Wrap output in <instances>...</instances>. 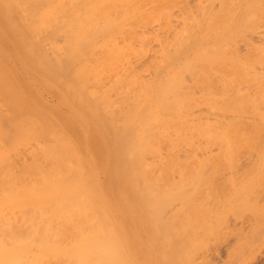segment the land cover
I'll list each match as a JSON object with an SVG mask.
<instances>
[{"label": "bare ground", "instance_id": "obj_1", "mask_svg": "<svg viewBox=\"0 0 264 264\" xmlns=\"http://www.w3.org/2000/svg\"><path fill=\"white\" fill-rule=\"evenodd\" d=\"M72 1L74 2V0ZM72 1L70 2L73 3ZM85 1L82 2L85 3ZM120 1L125 6L139 4L138 0ZM79 2H81V0H79ZM79 4L81 5V3ZM65 5L67 4L65 3L63 5L64 7L62 6V4L60 5L59 0H0V16H2L3 18V16L7 15V18L9 15H12L5 20H2L0 18V28L2 26V28L4 27L5 31L8 32V34L6 35V39H4L6 41H4L3 39L0 41L5 43L9 48H17L18 61L20 60L22 63H26L27 66L31 68V71L35 73L33 75V78L37 82L38 88H40V84L47 90L51 89L50 92L52 91V93L56 95V101L58 102V104H61L62 107L66 106V108L72 114L71 119H64L63 115L60 116L59 114H57L55 122H48L44 127L45 129L42 128V130H44V134L40 142H42L43 146L38 148L41 149V153L35 152L36 154H33V156H31L34 159V163L32 162V165H29L30 169L32 166V172L34 170V172L41 175L40 180V176L37 177L35 176L36 173L34 174V176L39 179L38 181L42 182V187H44L43 191L40 190L42 193L44 192L42 197V205L40 206L39 210H36V212L34 211L35 208H33V219L36 217V215L42 218L46 217L45 220H42L41 218V222L45 223V221H48L49 230H46L47 234L48 232L50 233L51 226L56 227L59 225L58 229H60V226L65 227V233L71 234L72 237V244H69L70 246L66 248H58V253H60L61 255L68 254V256H70L69 258H72V260L75 258L74 264H120L118 261L121 258V262L127 259L129 260L128 264H131L134 259L130 258V256L128 255L129 253L124 252V247L122 248V250L124 249L123 252L121 251V247H119L121 244L117 245L119 241L114 242V238L112 237L115 233H113L112 231V233L110 231H107L109 232L108 234L106 233L108 236H104L105 232H100L98 231V229L97 232L99 233H97L95 227L93 228L94 225L98 228V225L96 224H100L101 222V224L99 225L101 226L102 222H105L103 224L106 230H110L108 228L109 223L115 226L114 230L118 232H116L117 237H120V241L123 239L127 251V248L131 247L132 244L135 245V248L139 246V249L137 248V255H139V257L137 256V261H139V264H264V92L259 91L262 87L259 90L258 88H256L257 86L259 87V85L262 86V83H260L261 81L255 82L256 84L254 86L257 85L256 87L253 86L255 89H257L255 91L250 90L247 92L238 91L236 93H227L219 99L217 116L215 115L217 117L216 119L218 125V127H216L218 128L217 131H219L218 155L217 160H215V162L213 163H216V166H214L213 164L209 165V167L211 166L210 169L206 165L208 163L207 162L204 164V166H201V168H199V170L201 171L198 173L196 172V174H191L186 169H179V173H171L169 176H162L159 179H153L152 177H150L149 173H151V171L147 166V161H149L150 159L149 157H153L154 159H156L157 156V159H159L161 156H165L166 158V155L168 157V155L171 154L169 152L170 150L168 151L169 154L161 155L164 150L160 146H162V144L164 143L166 144V142H163L162 138L166 139L169 137L166 136L169 133L167 131H170V129H176V127L177 129H182L183 126L185 127V125H187L186 123L188 122L185 121L187 120L185 118L186 116L184 117L183 114V112L185 111L181 109V105L178 104L179 101L177 103L178 105H176L173 104L174 102L172 103V99L168 98V94H172V96L175 94L174 92L176 89H174L175 87L173 86H175L176 83L174 82L172 85V83L170 82V86H165L166 88H163L165 90H163V92L161 93L164 94L162 101L163 99H169L171 101L170 103L169 100V102L166 100L167 103H165V105L167 104L168 106L166 105L165 107H163V105L162 108H166L167 111H169L172 109V107L170 108L169 105H175L173 107L174 109L172 110L173 114L171 115L169 114L172 113L171 111L167 113V111L165 110V113H167V115H165L167 119L165 117L162 118L163 116L161 117V114H159L160 112L158 113L156 111L152 114L158 113V116L150 115L151 117H156L155 121H157L156 119L158 118H160V120L164 119L166 121L164 122V120L160 121L158 119L160 121V123H158V128H155L157 127V122L153 121L154 119L150 118L149 113H147L146 109L143 110L147 107L145 106V102L147 100L146 96H148V92H150L152 89V82L150 81V83L147 81H143L142 79L140 80L137 72L135 73L133 70L134 67L132 70H130L132 66H130L131 68L128 66L130 69L126 66H123L125 68L123 69L124 73L119 72L121 74H115V79L112 77L113 81L111 86L102 92L99 91L101 93H99L97 90H91L93 85L91 84L92 78L99 86L104 85V83H102L103 77L101 78L102 75L99 72L101 70L98 69L101 68V64H104L103 66H106L105 63L108 62L104 61L106 60V58H113L110 60H115V63L113 62L112 64L111 61H109L110 66L112 67L109 68V64L107 63V66L102 67L101 69L105 70L106 73V69H111L109 71L115 72L116 70H114V68L117 66L114 67V64H117V60L119 61L121 59L123 61L122 58L124 56H127L126 54L128 53L132 54L131 52H133V49L135 50L136 47L133 48L134 41H131V34L128 33L130 31L124 30L123 32H121V35L124 38V44L120 46L119 43V45L116 43L118 41H111L109 44L103 45L102 48L105 49L107 53L111 52L112 55L110 54V57H108L109 55L106 53L107 56H105L104 60L102 59L105 63H103L101 59L96 60L99 52V47H95L94 39L98 37L97 34L101 31L96 32L97 34L93 33V40L92 38H90L91 35H87H89V29L94 28L90 31V34H92V30L94 31L97 28L98 23H94L91 25H89V23L87 24L88 28H86L87 26L85 20L83 21L84 23L82 22L85 17L83 18L82 16V19L80 17L78 19L73 16L74 22L75 20L80 19L81 21H78V23H76L78 26H75L72 20L71 21L73 23L71 21L70 23H66V29L69 24L71 25V27L69 28L68 32H64L63 34L61 32V27L63 26L60 23L61 18L64 17L60 16H62L63 12L67 13V10L69 9ZM210 8L208 9V12ZM16 11L17 13H19V15L16 14ZM48 11H50L51 13L47 14ZM12 12L15 13L12 14ZM23 12L27 15L31 12V14H43V20L48 21V24L47 22L43 21V24L45 26L42 24L41 28L39 27L40 30L42 29L43 33H40L42 31L38 30L39 33L36 38H38L39 40L41 39L42 42L35 38L36 35H34L35 39L31 40V38H33L31 33L28 34L26 32L28 31L27 28H33V26H26V31L25 29L23 31V29L20 27L22 26V22L20 23L22 19L20 20L19 18H22L24 16V14L22 16L20 14ZM208 14H206V16ZM16 16H18V19L20 20V26L17 24L19 26L17 29H22H19V32H17V30L13 32H17V34L20 33V35L18 34V36L16 33L15 36L14 34H12V30L14 29L13 27L16 26L14 24L17 20H15V18H17ZM45 16L47 17V19H45ZM33 17H35V15ZM28 18L26 16V20L30 19ZM126 18L127 17H125L124 19L125 21ZM33 19L31 20L33 21ZM189 20L187 19V22ZM200 23H202V21ZM174 24L176 23L174 22ZM190 25L192 26V24ZM23 26H25V24ZM164 26L166 27V25ZM168 26L166 28L169 29ZM78 27L85 28L79 30ZM99 27L101 26H98V28ZM165 27L163 28V30L166 29ZM173 27L170 28L173 29ZM202 27L203 25H201V27L199 26V28ZM97 30L98 29H96V31ZM69 32H71V36H69L70 38L67 34ZM170 32L171 30L169 31V33ZM172 32H177V30H172ZM35 33L37 34V32ZM169 33L166 34L165 37H167V39L165 41L161 39L162 43L160 44L162 57L165 62H168H166L165 64H169L172 62L171 64L173 65L176 64L174 62L175 59L177 60L178 57H182L181 54L184 53L183 51H185L186 48L184 46L185 42L183 43V45L180 44L181 46H179V48L176 45H173V42H170L169 37L171 34ZM182 33L184 32L182 31ZM65 34H67L68 39L74 43H71V45L74 46H72L73 48L69 47V49L72 48L71 50H69L67 46V43L69 42L66 43V41L68 40H65L64 43L66 44L62 43L64 47H61L63 46L62 44L58 45L59 38H61L62 35L66 37ZM72 35H75L77 37L73 38ZM177 36L174 35L172 39H176L175 37ZM0 37L2 38V36ZM89 38L90 40H92H89L91 43L89 44L88 42V44H85V42ZM135 38L137 37L134 36L133 39ZM81 39L83 42L81 41ZM78 40H80L79 42L81 43H79ZM48 46L49 49H51L50 51L49 49H47ZM171 47H174L178 52L175 53L176 51L174 50V48L171 50ZM79 49L80 52L76 54L75 52ZM9 50L2 49V51L5 53V58L9 57ZM72 50H74L73 52L75 54L72 52ZM69 51L71 53H68ZM116 52L118 54L120 52V55H117ZM171 52H174L176 55H174V53L172 54ZM103 53H105V51ZM130 54L128 56H130ZM115 55L117 56L116 59ZM121 55L122 58L119 59L118 57H121ZM199 57L197 58L199 59V61L203 60L202 57ZM127 58L128 57H126V59ZM179 59L177 61L178 63ZM95 61L100 62V67L98 69H95L93 67L92 70L94 72L95 70L98 71H96V75H94V77H91L92 75H90L91 73H89V71H91L90 68H92L91 64H94ZM199 61H195V64L202 63L201 61ZM81 64L83 66L82 68L80 66ZM9 65V63L6 67H4V65L1 71L2 74L4 73V77L0 78V93L5 96L7 100L5 102H7V104L9 105V110L7 111L9 113H12L13 111L10 112L12 109H14L12 104H15L14 107H16L17 109L20 107H18L19 105L16 106V103H12L13 85H11V75L13 74V69H11L12 67H10ZM78 66L80 69H77ZM157 71L158 70H156L155 72L157 73ZM161 71L159 72L161 73ZM192 73H194L193 70ZM109 75L111 76V74ZM13 76H15V74ZM152 76V79L157 77L156 74ZM147 78L148 77H146V79ZM174 79L175 78H173V80ZM34 80L33 82H35ZM180 81L182 80L180 79ZM182 82H184V79ZM182 82L180 83L182 87L179 86V83H177L178 85H176V88L181 87L180 90H183L182 88L184 86ZM185 84L186 83H184V85ZM179 88L177 89V92L181 93L182 91L180 92ZM167 89L174 91H168ZM166 91H168L167 96ZM114 92H116L115 96ZM36 93L38 92L36 90H33V97H39L36 96ZM182 94L183 93H181V95ZM185 94L187 93L185 92ZM15 101L18 102L17 100ZM161 104L157 107L161 109V113L162 111L164 113V110L160 108ZM8 105H6V108H8ZM178 106H180L181 108L179 107V109H177ZM167 107H169L170 109L168 110ZM188 109L189 108H187V110ZM186 112V114H188V111ZM9 113H7V117L4 115L5 118H1L0 115V121L4 122L5 120L7 121L10 118L12 119V117H10V115L12 114ZM168 114L171 118H168ZM168 120L172 123L167 122ZM6 121L3 124H7L5 126L8 129L9 125H12L9 124L10 121L9 123H6ZM150 121L156 123V126L155 124H153V122L150 123ZM38 122L39 121H37V123ZM194 122L199 123L198 121ZM206 122L208 124V121ZM163 123H168L167 125L170 124L174 126H167ZM41 124L43 123L41 122ZM147 124L150 127L147 126ZM39 125L40 124H38L37 126ZM151 125L156 129V133H154L155 135L150 134L149 132V130L154 132V128ZM63 126L65 127V131L63 130ZM167 127L171 128L168 130ZM151 128L153 129L151 130ZM185 128L182 131L180 129L174 131L175 133L179 132V134H177L179 135V139L182 136V132L185 131ZM9 129L11 130L10 127ZM161 129H165L164 131H166L167 133L164 131L162 132ZM157 130H161L162 135L159 136L163 137L161 139L155 140L156 138H159L157 135L159 132ZM187 130H189V128H187ZM15 133L17 132L15 131ZM170 133H172L169 134L170 137L175 134L172 131ZM200 134L201 133L197 134V136H199ZM152 135L155 137V139H153L154 137H152ZM152 139L155 141L152 142ZM35 140L37 141V139ZM160 140L162 141V144L160 143L159 146V142L157 143V141ZM165 141H167V143L171 142H168V140ZM195 141L196 140H194V143H196ZM174 142L176 143V141ZM151 144H158V147L154 145V148H152ZM180 144L181 146H184L182 145V143ZM200 146H202V144ZM157 150H161L162 152ZM175 151L177 153L179 150ZM174 152L172 154H174ZM182 152H184V150ZM39 155H41L42 157L40 156L41 158H39ZM173 156L174 155H172L171 157L174 158ZM161 158L159 160H161ZM27 162L28 161H26V163ZM22 163L24 164V162ZM26 167L28 168L27 165ZM29 187H32V185H29L28 188ZM36 197H34L33 199H35ZM31 210L32 209L29 208V210L25 211H30V214L28 212L26 213V215H31ZM106 222L108 223L107 225ZM101 228L104 229V227H100V229ZM110 233L112 234V237H110L111 239L108 238L110 236ZM100 234H102V238L100 237ZM62 235L64 237L65 234L63 233ZM98 237L100 238L98 239ZM54 238L59 240L56 236H54ZM64 238L66 239V237ZM106 239L108 241L111 240L112 243H107ZM113 243H116L115 245L118 246V249L122 253V256H120L121 253H118V250H116L117 252H115V246ZM114 253L115 255H119L121 258L119 259V256L115 257ZM60 256L57 258L59 259Z\"/></svg>", "mask_w": 264, "mask_h": 264}, {"label": "rangeland", "instance_id": "obj_2", "mask_svg": "<svg viewBox=\"0 0 264 264\" xmlns=\"http://www.w3.org/2000/svg\"><path fill=\"white\" fill-rule=\"evenodd\" d=\"M70 1H72V0H59L60 5L62 4V6H63L66 3L67 5H65V6H67L69 8L67 10V13L63 12L62 16H60V17H64V18H61L60 24L63 26V27H61L62 28L61 32L64 34V32L69 31V28L71 27V25L69 24V26L66 29L65 24L68 22L70 23L71 20L74 22V17H76L78 19H79V17L82 19V16H83V18L85 17L82 20V22L85 20L86 26L89 23H90L89 25L94 24V23H96V24L98 23L97 25L101 26V27L98 28V26H97L96 29H98V30L97 31H96V29L94 31L92 30V34H90V31H91V29H94V28L89 29V31H88L89 35H87V36L91 35L90 38H92V36H94V34L96 32L101 31L100 33L98 32V34H100V35H98L96 33L98 37H96L94 39L95 47H99L98 48L99 52H98L96 60L97 59H99V60L103 59L104 60V58H105V56H107V54L109 55L108 57H110L111 52L107 53L106 50L102 48L103 45H107L111 41H114V42L118 41L116 43L117 44L119 43L120 46H122L124 44V40H123L124 38L121 35V32H123L124 30L130 31L128 33L131 34L130 35L132 38L131 41L132 42L134 41L133 42L134 43L133 48L136 47L135 50L133 49V52H131L132 54L128 53V54H126L127 56H124L123 58H122V55H121V57H118L119 59L122 58L123 61L120 59L119 61L117 60L116 65L114 64V67L117 66L114 68V70H116L115 72L109 71L111 69L108 70V69L104 68L107 70V73H106L105 70L101 69L102 67H106L107 63L109 64V68H111L112 66H110L109 61H111L112 64H113V62L115 63V60H110L113 58H110V59L106 58V60H104V61H108L106 63L103 62V60H102V62L105 63L106 66H103L104 64H101L102 65L101 68H99L100 62H98V61H95L94 64H91L92 68H90L91 71H89V73H91L90 75H92L91 77H94V75H96L95 74L96 71L101 70L102 72L101 71H99V72L102 75L101 78L103 77L102 83H104V85H101L102 86L101 87L98 84H96L95 80L92 78L91 84H93V85H92L91 90H94V91L97 90L98 92L99 91L102 92V91L106 90L108 87L111 86L113 78L115 77V74L118 75V74L124 73L123 69H125L124 68L125 66L126 67L132 66V68L130 67L131 69L129 67L128 68L130 70H132L134 67L133 70L135 73L137 72L140 80L142 79L143 81H147V82L151 81L152 82V89L150 92H148L149 93V94H147L148 96H146L147 100L145 102V106H147V107L143 109V110H145V109L147 110V113H149V116L150 115L156 116L160 112L159 114H161V117L163 116L162 118L165 117L167 119V117L165 115H167V113H169V111L172 112V110L174 109L173 107L175 106L173 104L181 105L182 108L180 106H178L177 109H179V107H180L181 109H183V111H185V112H183V114H184V117L186 116L185 118L187 119L185 121H188L186 123L188 125V127L184 123L186 128L183 126L182 129L181 128L177 129V127L175 125L176 129L172 128L173 129L172 130L170 128L173 127L174 125L172 126L169 124L171 127L170 128L167 127V128H168V130L170 129V131H167V132H169L167 136L164 135L166 137L169 136L168 138L163 139L162 138L163 136L162 137L159 136V135H162V133H161L162 129L157 130L160 133V134L159 133L157 134L159 138L155 139V137L152 135V137H154L153 139L157 140V139L162 138L163 142H166V144L165 143L162 144L161 140L157 141V143L159 142L158 143L159 146H160V143L163 146V147L160 146L164 150L163 152L161 151L162 150L161 148H160L161 150H157V151L162 152L161 155L169 154L168 153L169 150H170L169 152L171 154L175 150H177V151L179 150L178 151L179 153L177 152L178 153L177 154L175 151L174 154H172V155H174L173 156L174 158L171 157L172 156L171 154H169L170 156L168 155V157L166 155V158H165V156H163V157L161 156L163 158L162 159L160 157L161 160H159L160 158L157 159L158 156L156 159H154L153 157L152 158L149 157L150 159H149V161H147V166L149 167V169L151 171V173H149L150 177H152L153 179H159L162 176H169L171 173H179L178 172L179 169H186L189 173L196 174V172L198 173L201 171V170H199V168H201V166H204V164L207 162H208L206 164L207 167L211 169V166L209 167V165H212L215 162V160H217L218 147H219L218 146L219 145V140H218L219 139L218 138L219 137L218 136L219 131H217L218 125H217V119H216L218 107H219V99L227 93H236L238 91H240V92L246 91L247 92L250 90L255 91L257 89H255L254 87H256L257 85L256 86H254V85L256 84L255 82H258V81L259 82L261 81L260 83H262V86L259 85V87L257 86L256 88H258V90H259L262 87L259 91L264 92L263 91V88H264V85H263L264 84V82H263L264 81V0H138L139 4H135V5H131V6L130 5L125 6L120 0L119 1L118 0L117 1H115V0H105V1L104 0H86V1L81 0V2H79V0H76V2H75V0H74V2L72 1L73 3H71ZM82 1H85V3H83ZM133 2H137V1H133ZM77 3H78V5H77ZM79 3H81V5ZM73 4H74V6H73ZM132 4H134V3H132ZM77 6H78V8H77ZM209 8L211 11L209 10V12H208ZM206 11H207V13H206ZM13 13H15V12H12V14ZM31 13L28 14L29 16L24 12L20 13L21 16L24 14V16H25V17L23 16L24 18L23 17L19 18L18 16H16L17 18H15V20L17 19L18 21L16 20V22L14 23L16 25L15 27H13L14 29L13 30L11 29L12 34H14V36H15V33L17 34V32H19L20 30L23 29V31H24V29H25V31H26L27 27L33 26V28L32 27H30L29 29L27 28L28 31H26V32L28 34L31 33V35L33 37V38H31V40L35 39L39 33L38 30H40L42 24L44 22H47V24H48V21L43 20V17H42L43 14H40V13L31 14ZM50 13H51L50 11L47 12V14H50ZM208 13H210L211 15ZM16 14L19 15V13H17V11H16ZM204 14H205L206 19L204 17ZM206 14H208V15L206 16ZM34 15L36 18L33 17ZM65 15H66V18H65ZM6 16L7 15L3 16V18H2V16H0V18L2 20L3 19L5 20V19H8V17H10L12 15H9L7 18H6ZM26 16H27V18L29 17L30 19L28 18L29 20H26ZM37 17H38V19H37ZM125 17H127L126 21L124 20ZM13 18H14V15H13ZM18 18L20 20L21 19L22 20L20 21ZM31 19H33V21ZM45 19H47V17ZM81 19L75 20L74 23L72 21L71 22L76 26L77 25L76 23H78V21H81ZM187 19L188 20L190 19L188 21L189 23L187 22ZM23 20H25V21H23ZM204 20H205V22H204ZM19 21H20V23L22 22V26L24 24H25V26H23V27L20 26ZM41 21H42V23H41ZM201 21H202V23H200ZM174 22L176 24H174ZM180 23H182L184 25H182ZM185 23H187L188 25ZM17 24L22 29L21 28H19L20 30L17 29L19 27ZM190 24H192V26ZM164 25H166V27L169 25L168 27L171 30L170 33H169L170 30L168 28H166ZM173 25H174V27H173ZM201 25H203V27L199 28V26L201 27ZM189 26H190V28H189ZM85 27H83V28L78 27V28L80 30V29H84ZM164 27L166 28L165 30H163ZM170 27L171 28L173 27V29H171ZM204 27H205V29H204ZM42 28H45V27H42ZM86 28H88V26ZM192 28L193 29L195 28L194 31ZM36 29H37V31H36ZM15 30H17V32L13 33ZM162 30L164 31V33ZM166 30H167V32H166ZM172 30L173 31L177 30V32H172ZM23 31H21V32H23ZM32 31L37 32V34L35 32H34L35 33L34 34ZM40 31H42V29ZM182 31L184 33H182ZM82 32H83V30H82ZM165 32H166V34H168V33L171 34L170 37L168 35V37L170 38V42L171 43L173 42V45H176L178 48H179V46H181L180 44L183 45V43L185 42L184 46H185L186 50L183 51L184 52L183 54H181L182 57H178V59L180 58L179 63L177 62L178 59L177 60L175 59L174 62L176 64L172 65L171 64L172 62L169 64H165L167 61L165 62V60L162 57L161 44H160V43H162V40L165 41L167 39V37H165L166 36ZM40 33H43V31ZM69 33H67L68 37L71 36V32H69ZM172 33H173V35H172ZM202 33H203V35H202ZM7 34H8V32H6L5 28L4 27L2 28V26H1L0 36H2V38L0 37V40L6 39ZM18 34L20 35V33H18ZM18 34H17V36H18ZM67 34H65L66 37H67ZM177 34H178V36H177ZM34 35H36L35 38H34ZM174 35L177 36V37H175L176 39H172ZM134 36L137 37V38H135L137 41L135 39H133ZM139 36H140V38L143 36L142 37L143 39L142 38L140 39ZM66 37L64 35H62V37L59 38V40H58V45L64 43L65 40H68V41H66V43L67 42L70 43V44L67 43L68 44L67 46L69 49V47L73 46V45H71V43H73V42H71L68 39V37L67 38ZM74 37H77V36L74 35L73 38ZM80 37H79V39H80ZM181 37H182V39H181ZM90 38L85 42V44H88V42H89V44L91 43L90 41H92L93 38H92V40H90ZM36 39H38V38H36ZM71 39H72V37H71ZM171 39H172V41H171ZM180 40L183 42H181ZM4 41H6V40H4ZM39 41H41V39ZM79 41L80 40H78V42ZM81 41H82V39H81ZM143 42H144V44H143ZM2 43L3 42L0 41V55L2 53V55L0 57V73L2 71L3 66L5 65L4 67H6L7 64L9 63L10 64L9 66L12 67L11 69H13V71H14V72L12 71L13 74L11 75V78H12V84L11 85H13L12 86V88H13L12 103H16L17 104L16 106L19 105L18 107H20V108L17 109L16 107H14L15 104H12L14 109H12V110L10 109L11 110L10 112H12V111L13 112L9 113L7 111V110H9V105L7 104V102H5L7 100H6L5 96L2 95V93H0V115H1V118H5L4 115L6 116L7 113L12 114V115H10V117H12V119L7 118L8 122L5 120L6 123H9V121H10L9 124H11L12 126H10L9 124L8 125L11 128V130L9 129V127L7 129V127L5 126L7 124H5V125L3 124L5 121L4 122L0 121L1 122L0 123V166H1L0 167L1 168L0 169V233L2 234V235L0 234V264H55V263L56 264H74L75 258L72 260V258L71 259L69 258L70 256H68V254H65V255L62 254L61 255L57 251L58 248H66L72 244L71 234L65 233L66 232V231H64L65 227L60 226V229H58L59 225L56 227L51 226L50 233L48 232V234H47L46 230L47 229L49 230L48 221H45V223H42L41 222L42 217L37 216V215L34 219L32 217L33 212L34 211L36 212L37 209L39 210L40 206L42 205V202H43L42 197H43L44 192L42 193L41 191L44 190V187H42L43 186L42 182L38 181L41 178V175L34 172V170L32 172V166H31V169L29 166L30 164L32 165V162L34 163V161H33L34 159L31 156H33V154H36L38 152L41 153L40 152L41 149H38V148L43 146L42 142H40L42 139V136L44 134V130H42V128L45 129L44 127L46 126V124L48 122H50V123H52L53 121L55 122V118H56L57 114H59L60 116L63 115L64 119H71L72 114L66 108V106L62 107L61 104H58V102L56 101L57 100L56 95L54 93H52V91L50 92L51 89L47 90L45 87H43L40 84H39L40 88H38V84L33 78V75L35 73L33 71H31V68L29 66H27L26 63H24V62L22 63L20 60H19L20 62L18 61V59H17V57H18L17 48L16 49H15V47L9 48V47H7V45L5 43H3V44ZM66 43H64V44H66ZM79 43H81V42H79ZM69 45H71V46H69ZM67 46H66V49H67ZM61 47H64V45ZM173 48L171 47V50ZM178 48H177V50H178ZM2 49L3 50L4 49L9 50L10 49L9 50V57L5 58V53L2 51ZM47 49H49V46L47 47ZM71 49H69V50H71ZM50 50L51 49H49V51ZM174 50H175V48H174ZM73 51L74 50H72V52ZM104 51H105V53H103ZM78 52H80V49L77 50L75 53L77 54ZM177 52L178 51H176L175 53H177ZM68 53H71V52L69 51ZM171 53L173 54L174 52H171ZM175 53H174V55H176ZM99 54H100V56H99ZM129 54H130V56H128ZM68 55H70V54H68ZM117 55H120V52H119V54L117 53ZM101 57H103V58H101ZM126 57H128V58L126 59ZM198 57L199 58L202 57L203 60H200L202 62L201 64L196 63L197 64L196 65L195 61L196 62H197V60L199 61V59H197ZM116 58H117V56L115 55V59ZM204 58H206V59H204ZM127 61H128V63H127ZM129 62H131V63H129ZM132 62H133V64H132ZM20 63H22L23 65L25 64V65L23 66ZM121 65H122V67H121ZM135 65H137V66H135ZM80 66H81V68L83 67L82 64ZM159 66H160V68H159ZM166 66H168V67H166ZM93 67L95 69H98V68L99 69L98 70L94 69L95 70V72H94L92 70ZM77 69H80L79 66L77 67ZM135 69H136V71H135ZM117 70H118V72H117ZM154 70L155 71L158 70L157 73H159L160 75L157 74ZM161 70H163V71H161ZM192 70L194 73H192ZM159 71H161V73ZM188 71H190L191 73ZM99 72H97V73H99ZM119 72H121V73H119ZM151 73H152V75H154V74L157 75V77L154 78L155 80L152 79L153 76L151 75ZM187 73L190 75H188ZM1 74H0V78H3L4 73L2 75ZM14 74H15V76H13ZM109 74H111V76ZM149 76H150L151 80L149 79ZM146 77H148V78L146 79ZM182 77H184V78H182ZM164 78H166V79H164ZM173 78H175V79L173 80ZM180 79L182 81L184 79V82L180 81ZM33 80L36 83L33 82ZM160 82H161V84H160ZM170 82L172 83V85L174 82L176 83L175 86H173V87H175L174 89H176L174 92L176 99H175L174 95L172 96V94L169 95L167 93L170 90V89H167L168 91H166V96L168 94V98L172 99L171 100L172 103L174 102L173 104H170L171 101L168 99L170 101L169 104L171 105V106L169 105V107L170 108L172 107V109L169 110L170 108L167 107L169 110V111H167L166 108H162L163 105H164L163 107H165L167 105V104L165 105V103H167L166 102L167 99L166 100L163 99V101H162L164 94H161V93L163 92V90H165V89H163V88H166L165 86H170V84H171ZM181 82L184 86L182 88L183 90H180V88L182 87L180 85ZM177 83H179V86H181L180 88L179 87L178 88H179L180 92L182 91L181 92V93H183L182 95H181V93L177 92V89H178V88H176L177 87L176 85H178ZM184 83H186V84L184 85ZM14 84H15V86H14ZM187 85H188V87H187ZM201 88H203V89H201ZM44 89H46V90H44ZM33 90H36L38 92V93H36L37 94L36 96H39V97H33L34 96V95H32ZM30 91H31V93H30ZM170 91H174V90H170ZM188 91H189V94H188ZM101 92H99V93H101ZM176 92H177V94H176ZM185 92L190 97L187 94H185ZM115 93L116 92H114V96H115ZM177 95H178V99H177ZM170 96H172L174 98H172ZM182 96L185 97V100H184V97H182ZM180 97H181V99H180ZM15 100H17L18 102H16ZM178 101H179V103H178ZM163 102H164V104H163ZM160 104H161L160 108H162V110H164V113H163V111L161 113V109H159V107H157ZM6 105H8L7 106L8 108H6ZM66 105H67V103H66ZM157 108L160 111H158ZM185 108H186V110H185ZM187 108H189V109L187 110ZM154 109H156V110H154ZM165 110L167 111V113H165L166 112ZM155 111L158 113L152 114ZM186 111H188V114H186L187 113ZM21 112H22V114H21ZM79 112H80V110H79ZM189 112H190V116H189ZM169 114L172 115L173 112L169 113ZM169 114H168V118L170 117ZM53 116H55V117H53ZM155 116H152V117L150 116V118L154 119L153 121H155V118H156ZM14 117H15V119H14ZM159 117H160V115H159ZM17 119H18V121H17ZM158 119L160 120V118H158ZM158 119H156L157 121H155V122H157V127H155V128H158V126H159L158 123H160V121L164 120L163 119V120L159 121ZM45 120H49V121H45ZM37 121H39V122L37 123ZM153 121H150V123H152ZM194 121H198L199 123H195ZM206 121H208V124ZM41 122L43 124H41ZM164 122H166V121L164 120ZM167 122H169V120ZM169 123H172V122H169ZM38 124H40V125L37 126ZM148 124H149V121H148ZM148 124H147V126H149ZM153 124H155V126H156V123L153 122ZM167 124H164V125H167ZM169 125H167V126H169ZM205 125H207L208 127ZM213 126H214V128H213ZM17 127H18V130H17ZM161 127H164V126H161ZM26 128H27V130H26ZM153 128H151V130ZM155 128L153 129L154 132L149 130L150 134L156 133ZM184 128H185L186 132L183 131L182 132L183 137L180 135L181 138L179 139V135H177V134H179V132L177 131L178 133H175L174 131L179 130V129L182 131V130H184ZM187 128H189V130H187ZM63 130L65 131V127L63 128ZM164 130L165 129H163L162 132ZM15 131L17 133H15ZM171 131L173 133H175L176 135L173 134L170 137L169 134H172V133H170ZM164 132H166V131H164ZM194 132H195V134H194ZM37 133L39 134V136ZM199 133H201V134L199 136H197V134H199ZM31 134H32V136H31ZM214 134L216 137L214 136ZM28 135H29V137H28ZM201 136H203V137H201ZM185 137H187V138H185ZM193 138H195V139H193ZM35 139H37V141H39V142H37ZM153 139L151 140L152 142L155 141ZM187 139H189V140H187ZM165 140H168V142L171 141L170 143H172L173 145L170 143H167V141H165ZM172 140H173V142H172ZM194 140H196L195 141L196 143H194ZM174 141H176V143ZM182 141H184V142H182ZM191 142H193V143H191ZM180 143H182V145H184L185 147L181 146ZM158 144H156V145L154 144V145L156 147H158L157 146ZM167 144H169V145H167ZM201 144H202V146H200ZM151 145H152V148H154L153 147L154 145L153 144H151ZM172 146H174V147H172ZM178 147H179V149H178ZM180 147H182L183 149ZM199 147H201L203 149V152H202V149ZM171 148H172V150H171ZM184 148L185 149L187 148L186 151ZM188 149H189V151H188ZM183 150H184V152H182ZM40 156L41 155H39V158L42 157V156L41 157ZM24 159H26V160H24ZM21 160H22V162H24V164L21 162ZM26 161H28V162L26 163ZM22 164L25 166H23ZM20 165H21V167H20ZM26 165L28 166L29 169L26 167ZM213 165L216 166V163ZM33 167H34V164H33ZM35 173H36L35 176H37V177L40 176L39 179H37V177L34 176ZM29 185H32V187L28 188ZM33 189H36V190H33ZM30 190L32 193L30 192ZM33 193L35 196L33 195ZM36 194H37V197H36ZM34 197H36V198L33 199ZM25 202H26V204H25ZM33 202H35V203H33ZM24 204H25V206H24ZM31 206H32V208H31ZM29 208L32 209L31 210L32 213H31V215L28 216V215H26V213L29 212V214H30V211H28V212H25V211L29 210ZM33 208H35L34 211H33ZM45 218H42V220H45ZM103 223H105V222H102L103 226L102 225L99 226L101 224V222H100V224H96V225H98V228L95 225L93 226V228L95 227L96 232L99 229L98 231L103 232V233L105 232L104 236L109 233L107 231H110V232L112 231L113 233H115L112 237L111 236L112 232H111L109 234L110 236L108 238H110V237L114 238L113 239L114 242L119 241L117 245L121 244L119 246V247H121L120 248L121 251L123 252V250L125 249L124 252L129 253L128 255L130 256V258L134 259L131 264H139V261H137L138 260L137 256L139 257V255H137L139 246L137 247L138 248L137 249V248H135V245L132 244L131 247L127 248L128 249V251H127L123 239L121 240L122 241L121 242L119 240L120 237H117L118 232L114 230L115 226L113 224L109 223L108 228L110 230H106ZM107 224L108 223L106 222V225ZM109 226H111V227H109ZM100 227H104L105 231L103 228L100 229ZM31 228H33V229H31ZM62 232L65 234L64 237H66V239L63 237ZM58 233H59V235H58ZM97 233H99V232H97ZM102 234H100L101 238H102ZM54 236H56L59 240L54 238ZM100 237H98V239ZM52 239H54V240H52ZM106 241H107V243L108 242L112 243L111 240L108 241L106 239ZM54 242H56V243H54ZM57 244H59V245H57ZM115 244H114V246H115L114 250H115V252H117L116 250H118V253H119L120 251L118 249V246ZM138 245H139V243H138ZM123 247H124V249L122 250ZM114 255H115V253H114ZM59 256H60V258L58 259L57 257H59ZM116 256H119V255H115V257ZM120 256H122V253ZM120 256H119V259L121 258ZM61 260H62V262H61ZM65 260H66V262H65ZM120 260L118 261L120 264H126V263L128 264V262H129V260H127V259H125L124 261L122 260L123 262H126V263H123Z\"/></svg>", "mask_w": 264, "mask_h": 264}]
</instances>
